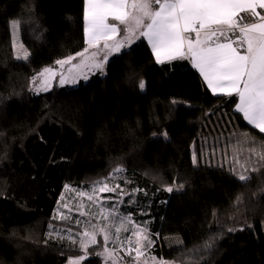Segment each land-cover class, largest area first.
Listing matches in <instances>:
<instances>
[{"label":"trees","instance_id":"1","mask_svg":"<svg viewBox=\"0 0 264 264\" xmlns=\"http://www.w3.org/2000/svg\"><path fill=\"white\" fill-rule=\"evenodd\" d=\"M83 12V0H0V264H67L80 254V264H106L100 234L79 247L98 214L83 226L77 206L64 207L65 195L94 193L98 181L120 186L99 203L112 226L130 217L160 258L264 264V133L236 110L238 97L211 93L186 59L156 63L143 37L111 56L104 74L32 90L45 66L85 47ZM14 39L27 60L16 58Z\"/></svg>","mask_w":264,"mask_h":264},{"label":"snow or ice","instance_id":"2","mask_svg":"<svg viewBox=\"0 0 264 264\" xmlns=\"http://www.w3.org/2000/svg\"><path fill=\"white\" fill-rule=\"evenodd\" d=\"M258 9L264 10V0H85L84 33L87 47L75 56L55 61V64L63 66L80 58L81 64H73L72 67H88L90 61L92 67L104 74L109 56L123 53L139 33L136 38H147L156 63L190 59L213 94L238 97L236 110L264 133V14ZM250 19L256 22H248ZM12 25L14 28L19 27V22L13 21ZM121 32L125 33L124 39L116 40ZM102 51L105 54L97 60L96 57ZM16 58L27 60L29 54L25 52L23 57ZM38 75L42 78L43 90L47 91L49 80L56 73L52 68H45ZM87 78L84 76V79ZM60 80L62 84L76 82L75 78L69 80L63 73L60 74ZM138 87L143 90L145 81L141 79ZM164 135L167 139V134ZM260 159L264 161V155ZM197 163L196 155L193 154V164ZM261 168H264V164ZM121 171L122 168L114 169V172ZM257 171L256 168L252 169V173ZM252 173L238 175L236 179L242 183L247 182L252 178ZM119 187L109 188L107 182L98 181L93 186V192H115ZM184 187V184H180L165 190L170 193L179 192ZM128 195L131 198L132 194ZM87 199L92 201L94 197L89 195ZM238 202L240 197H237ZM60 218L67 219L63 215ZM130 219L123 218L121 227L124 220ZM121 227L115 228L116 234L121 231ZM123 230L128 231L127 228ZM99 232L104 234L105 242L112 238L106 228H101ZM97 234L96 231L85 232L79 247L87 251L90 245L97 243ZM132 237L136 238L134 248L131 247ZM56 238L65 239L63 236ZM67 239L73 245L77 243L71 236ZM127 242L130 245L128 256H132L134 251V260L143 257V249L154 243L149 239L146 228L142 227L134 229ZM203 247L210 249L211 245L205 243ZM196 251L199 252V249ZM99 255L111 261L113 253L105 248ZM84 259V256L74 258L70 264H80ZM151 259L154 264H167L155 257Z\"/></svg>","mask_w":264,"mask_h":264},{"label":"rangeland","instance_id":"3","mask_svg":"<svg viewBox=\"0 0 264 264\" xmlns=\"http://www.w3.org/2000/svg\"><path fill=\"white\" fill-rule=\"evenodd\" d=\"M125 34V33H124ZM124 39V36L122 37V40ZM14 41H15V45H14ZM13 41V45H14V54L15 56H20V57H23L24 54H25V50L20 48V45L17 44V40L14 39ZM135 42V41H134ZM21 51H20V49ZM103 57V55H98L96 57L97 60H100L101 58ZM62 60V59H60ZM81 64V60L78 61L76 63V65H79ZM89 66L88 67H72L73 64H69V67L68 68H64L62 67L61 65H58V64H55V67H47L45 66V68H52L53 71L56 73V75L54 77H51L50 80H49V84H48V88L51 87V85L53 84L54 81H56L57 85H60V86H70V85H76L78 84L81 80H87L89 79L90 75H86L87 73L86 72H89L91 69H93V67L91 66V62L89 61L88 62ZM44 68V69H45ZM44 69H42L40 72H38L34 77H36L35 81L33 80V83L31 85L32 87V90L35 91V92H45L44 89V85L41 83V77L38 75L39 73H41ZM71 69V70H70ZM61 72L63 73V75L68 78L69 80H71L72 78H75L76 82L75 83H64L62 84L61 83V80H60V74ZM84 76H87L88 78L87 79H84ZM81 79V80H80ZM102 186V185H100ZM80 193H83L84 195L81 196ZM103 192H95V193H92L90 191H87V192H81V191H77L74 193V199L75 201H72L73 197L72 195L68 194V195H65L64 197V207L66 205V207H69V206H77V209H79L78 211L80 212V217H77L75 221H79V224L80 225H83L84 226V223L86 221L87 223V220L86 218H88V216H91V215H97V217H99L100 221L98 222V227L96 226H93L91 223H88V227H84V229L82 230L81 232V239L83 238V234L85 232H93V231H96L98 234H100L102 237H104V234L99 232V230L101 228H106L109 230L110 232V235H111V239L109 240V244H111L112 241L115 240V238L113 237H118L120 236V232L118 234H116L115 232V228L117 227H121V220H123V218H121L118 222V224L116 226H112V221H114V215H112L111 217L110 216H107L106 213L108 212V209L106 208H102L100 207L99 203L101 202V200L103 202H105L107 200V195H104L102 194ZM89 195H92L94 197V199L92 201H89L87 199V196ZM102 195V196H101ZM73 199V200H74ZM99 205V206H98ZM90 206H94L96 208V211L92 212V208H90ZM113 214H115V217L118 218V215L120 214V211L116 210V211H113ZM120 218V217H119ZM130 222L132 223L131 220H126L123 222V229L124 228H130V226L132 227V225H129ZM121 227V228H122ZM97 234V236H98ZM97 238V237H96ZM128 251L129 249H123L122 248V256L124 255V257L126 258V256H128ZM86 254H80L78 256H70L67 260V264H70L71 260L74 259V258H78V257H81V256H85ZM123 257V258H124Z\"/></svg>","mask_w":264,"mask_h":264},{"label":"crops","instance_id":"4","mask_svg":"<svg viewBox=\"0 0 264 264\" xmlns=\"http://www.w3.org/2000/svg\"><path fill=\"white\" fill-rule=\"evenodd\" d=\"M83 5H84V10H85V0H83ZM258 11H261V13L262 14H264V10H260V9H258ZM83 17H84V12H83ZM111 22V21H110ZM248 22H256V21H254V20H252V19H250ZM85 28V21L83 22V29ZM125 34L123 33V32H121V34H119L117 37H116V40H122V37L124 36ZM136 36H139V33H137L136 34ZM136 36H134L133 37V42L134 41H136V40H138L137 38H136ZM145 40H146V42H147V44H148V46H149V49L152 51V48H151V45L149 44V42H148V40H147V38H145V37H143ZM85 33H84V41H85ZM111 43V42H110ZM87 47V44L85 45V47L80 51V52H82L85 48ZM90 51H92V50H90ZM153 53V52H152ZM105 53L102 51V52H100V54L99 55H104ZM113 55H115V54H113ZM113 55H110L109 56V58L111 57V56H113ZM75 56V55H74ZM153 57H154V59H155V56H154V54H153ZM186 60H188L189 61V64H190V66L193 68V70L195 71V72H197V74L199 75V77H200V79L202 80V82L207 86V83L203 80V77L200 75V73H199V70L198 69H196L194 66H193V64H192V62H191V60L190 59H186ZM78 61H80V58H77L76 60H74L71 64H76ZM156 61V60H155ZM106 65V64H105ZM52 67H55V65L54 66H52ZM62 67H64V68H68L69 67V64H67V65H63ZM95 72H100L98 69H96V68H94L93 67V69H91L89 72H86L87 74L86 75H91V74H93V73H95ZM62 73V72H61ZM81 80V79H80ZM207 88H208V86H207ZM209 90H210V92L211 93H213L212 92V90L210 89V88H208ZM239 101H237V103H238ZM241 115H242V117H243V114L241 113ZM245 119V118H244ZM245 121L248 123V125H250V126H253L252 124H250L246 119H245ZM254 127V126H253ZM259 130V129H258ZM132 225V227L130 226V228H128V231H123V230H121L120 231V236H118L117 238L116 237H113V238H115V240L114 241H112L111 242V244H109V240L107 241V242H105V245L103 246V248L101 249V252L100 253H103L104 251H105V248H107V250L109 251V252H112L113 253V255H112V258H111V261H109L104 255H103V258H104V261H105V263L106 264H154V262L152 261V257H155V258H157V260L159 261V260H163V261H166L167 262V264H175V263H173L172 261H169V260H165V259H163V258H160L159 256H158V254L157 253H155L152 249H151V247H145L144 249H143V252H144V255H143V257H141V258H139V259H135L134 260V257H135V252L133 251V253H132V256H126V258L124 257V255L122 256V254H121V252H122V248L123 249H129L130 248V245H129V243L127 242V238L128 237H130V236H132V231L134 230V229H137V227H142V226H140V224H138L137 222L136 223H133V224H131ZM143 228V227H142ZM135 240H136V238L135 237H132V245H131V247H135L136 245H135ZM153 241V240H152ZM124 257V258H123Z\"/></svg>","mask_w":264,"mask_h":264},{"label":"built area","instance_id":"5","mask_svg":"<svg viewBox=\"0 0 264 264\" xmlns=\"http://www.w3.org/2000/svg\"><path fill=\"white\" fill-rule=\"evenodd\" d=\"M109 264V263H108Z\"/></svg>","mask_w":264,"mask_h":264}]
</instances>
